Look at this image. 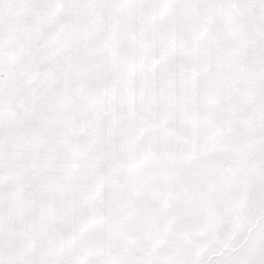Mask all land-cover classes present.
I'll return each mask as SVG.
<instances>
[{"label":"snow or ice","instance_id":"obj_1","mask_svg":"<svg viewBox=\"0 0 264 264\" xmlns=\"http://www.w3.org/2000/svg\"><path fill=\"white\" fill-rule=\"evenodd\" d=\"M0 264H264V0H0Z\"/></svg>","mask_w":264,"mask_h":264}]
</instances>
